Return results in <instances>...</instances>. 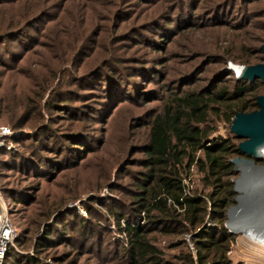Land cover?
Instances as JSON below:
<instances>
[{
    "label": "rangeland",
    "instance_id": "374dc122",
    "mask_svg": "<svg viewBox=\"0 0 264 264\" xmlns=\"http://www.w3.org/2000/svg\"><path fill=\"white\" fill-rule=\"evenodd\" d=\"M243 24L255 44L264 39V0H0V32H12L0 40V98L9 109L0 124L12 129V119L22 125L0 151V183L20 195L6 197L16 239L31 227L38 208L61 204L38 229L15 241L17 252L40 264H116L127 244L128 222L116 213L132 215L137 207L147 125L163 94L178 90L185 75L191 77L186 87L212 90L235 37L232 26ZM235 65L244 66L225 64ZM258 83L254 93L264 95V83ZM234 117L210 116L208 139L238 146L244 139L230 129ZM46 126L59 139L39 132ZM261 159L246 153L228 157L234 203L223 222L207 204L201 224L182 226L178 219L169 225L171 233L151 234L166 259L196 260L201 240L212 239L206 234L226 237V228L234 235L224 242L226 253L215 251L210 258L264 264V245L251 238L264 239ZM184 183L207 200L216 191L194 167ZM248 228L258 232L250 237Z\"/></svg>",
    "mask_w": 264,
    "mask_h": 264
},
{
    "label": "trees",
    "instance_id": "16d2710c",
    "mask_svg": "<svg viewBox=\"0 0 264 264\" xmlns=\"http://www.w3.org/2000/svg\"><path fill=\"white\" fill-rule=\"evenodd\" d=\"M243 22L246 23V19ZM244 25L232 26L231 35L235 37L231 38V47H228L230 49L223 59L224 66L214 77V80L217 78L219 80L212 90L202 87H186V80L191 77L185 75L182 77L184 82L178 90L167 89L163 94L160 109L147 125L148 133L144 143L145 171L134 196L137 207H132L135 210L132 215H125L122 211L116 213L118 219L128 218L124 229L127 244L118 256L116 264H223L220 258L213 260L214 258H210L212 255L209 254L220 250L222 254L226 253L228 246L224 247L226 244L224 242L234 236L226 228H223L226 237L222 238H216L212 231L208 232L206 236L212 239L201 240L197 259L189 255L183 257L184 259L181 258V263L166 259L151 234L158 230H163L166 234L171 233L172 229L168 227L179 222L178 219H181L179 224L182 226L201 224L208 213L207 204H210L214 211H219L216 219L220 218L223 222L226 219L225 210L234 203L233 183L229 179V175L232 174V164L228 161V157L233 153H244L239 150L238 146H231L228 141L220 139L210 141L208 136L213 128L207 125L210 122V116H219L222 113L226 119H231L237 112L253 111L259 107L257 95L254 92L259 86L258 82L262 79L257 78L252 82L237 79L234 69L225 66L228 60L243 65L264 62V53L261 50L264 39L255 44L247 36L248 30ZM10 36L12 32H0V40ZM217 49L221 50L222 47L217 45ZM210 63H212L211 60L206 61L202 68ZM262 82L264 83L263 80ZM5 104L0 98L1 117L9 111ZM7 121L12 125L14 132L22 126L20 121L12 119ZM39 132H46L55 140L59 139L49 126ZM68 136L73 137L74 135ZM80 140L83 139L79 138ZM55 142L57 145V141ZM2 149L0 148V151ZM198 152H201V155L198 156ZM261 160L264 161V159ZM10 161L11 168H14L16 161L14 159ZM192 167L200 171L209 186L216 190L208 194V200L191 193L188 185L184 183V176ZM29 172L35 171L31 168ZM2 189L5 198L18 199L20 197L15 188L2 185ZM54 204L46 207L45 210L38 208L34 221L29 223L31 227L27 228L28 230H22L23 232L15 241L20 242V237L23 238L24 235H29L38 229L61 207V204L56 203V206ZM9 213L11 214L10 210ZM143 217H146L147 221L141 224L140 219ZM51 239L47 236L48 241ZM46 244L48 242L43 245ZM39 262L40 259L38 260L33 255H21L16 251L15 246H10L3 264H40Z\"/></svg>",
    "mask_w": 264,
    "mask_h": 264
},
{
    "label": "water",
    "instance_id": "95a60500",
    "mask_svg": "<svg viewBox=\"0 0 264 264\" xmlns=\"http://www.w3.org/2000/svg\"><path fill=\"white\" fill-rule=\"evenodd\" d=\"M261 50L264 53V42ZM239 67V72H236L237 79L252 82L261 78L264 81V62ZM256 99L259 109L237 112L230 127L237 137L244 139L239 143L238 148L249 156H257V150L264 146V95H257Z\"/></svg>",
    "mask_w": 264,
    "mask_h": 264
},
{
    "label": "built area",
    "instance_id": "2783aa9c",
    "mask_svg": "<svg viewBox=\"0 0 264 264\" xmlns=\"http://www.w3.org/2000/svg\"><path fill=\"white\" fill-rule=\"evenodd\" d=\"M15 132L7 125L0 124V148ZM16 230L9 213V205L0 183V264H3L10 246L15 245Z\"/></svg>",
    "mask_w": 264,
    "mask_h": 264
},
{
    "label": "bare ground",
    "instance_id": "6f19581e",
    "mask_svg": "<svg viewBox=\"0 0 264 264\" xmlns=\"http://www.w3.org/2000/svg\"><path fill=\"white\" fill-rule=\"evenodd\" d=\"M234 67V69L236 70V72L238 71L239 72V70H240V67L239 66H233ZM257 156L258 157H260V156H264V146H262V147H260L258 150H257ZM257 156H254V157H257ZM260 186H262L263 184L261 183V184H259ZM259 186V187H260ZM246 227V226H245ZM250 227V226H249ZM236 229H242L241 228V225H240V227H237ZM249 229V228H248ZM248 229H245V230H248ZM251 229V228H250ZM249 229V230H250ZM252 230V229H251ZM255 232H258V231H256V230H252V232H250L249 231V233H247L250 237L253 235V234H256ZM254 236V235H253ZM251 237L254 241H257V242H259V243H261V244H263L264 245V239L263 238H257V237ZM258 245V244H257Z\"/></svg>",
    "mask_w": 264,
    "mask_h": 264
}]
</instances>
